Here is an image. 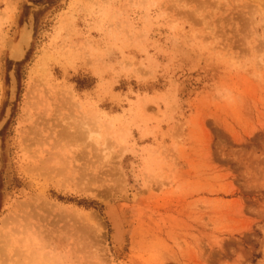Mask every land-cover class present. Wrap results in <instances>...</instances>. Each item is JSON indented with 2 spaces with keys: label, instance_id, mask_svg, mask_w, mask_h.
<instances>
[{
  "label": "rangeland",
  "instance_id": "obj_1",
  "mask_svg": "<svg viewBox=\"0 0 264 264\" xmlns=\"http://www.w3.org/2000/svg\"><path fill=\"white\" fill-rule=\"evenodd\" d=\"M31 13L0 264H263L264 0H0V120Z\"/></svg>",
  "mask_w": 264,
  "mask_h": 264
},
{
  "label": "water",
  "instance_id": "obj_2",
  "mask_svg": "<svg viewBox=\"0 0 264 264\" xmlns=\"http://www.w3.org/2000/svg\"><path fill=\"white\" fill-rule=\"evenodd\" d=\"M30 6L35 8V9L39 8V6L34 5L32 3H30ZM26 29L30 31V38L28 39V43H23L22 38H23V35H24ZM34 30H35V15H34V13H31L29 15L28 19L23 23L19 38H18L17 42L10 48L9 55H8V58L13 63L14 67L9 71V79H10L9 95L7 98V103L5 106L3 117L0 120V171H1L2 166H3V156H2L3 137H2V132H3V129L5 128L6 124L8 123L9 119L11 118V115L13 113V108H14L15 102L17 100L18 91H19V81H18L15 66L17 63H19L25 59L26 54H27V52L31 46V41H32V37L34 34ZM20 46L23 47L22 57H19V58L13 57L12 51L15 48H19Z\"/></svg>",
  "mask_w": 264,
  "mask_h": 264
},
{
  "label": "bare ground",
  "instance_id": "obj_3",
  "mask_svg": "<svg viewBox=\"0 0 264 264\" xmlns=\"http://www.w3.org/2000/svg\"><path fill=\"white\" fill-rule=\"evenodd\" d=\"M30 38V31L29 30H27L26 29V31H25V33H24V35H23V38H22V42L23 43H28V39ZM22 55H23V47L22 46H20L19 48H15L13 51H12V56L13 57H17V58H19V57H22ZM111 207V206H110ZM117 217L119 216V215H116ZM115 216H113V218H114ZM119 218H120V216H119ZM117 220V219H116ZM120 220L121 219H118V224H120ZM114 223V222H113ZM116 224H117V221H116ZM115 224V225H116ZM117 224V226H119ZM120 226L122 227V225L120 224ZM119 226V227H120ZM115 228H116V226H115ZM125 228V227H124ZM124 228L122 227V229H120V228H118V229H120L121 231L123 230V231H125L124 230ZM117 229V228H116ZM117 231V236H116V234L114 235L117 239H121L120 241H122V235H121V233L122 234H124L123 232H119L118 230H116ZM117 239H115V240H117ZM124 239V238H123ZM119 240L117 241L118 243H119ZM123 242V241H122ZM261 263H263L264 264V260L261 262Z\"/></svg>",
  "mask_w": 264,
  "mask_h": 264
}]
</instances>
